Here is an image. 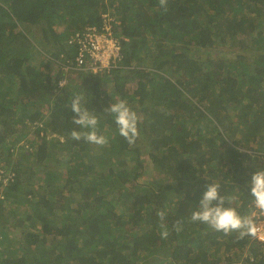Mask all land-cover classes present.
I'll use <instances>...</instances> for the list:
<instances>
[{
  "label": "trees",
  "instance_id": "16d2710c",
  "mask_svg": "<svg viewBox=\"0 0 264 264\" xmlns=\"http://www.w3.org/2000/svg\"><path fill=\"white\" fill-rule=\"evenodd\" d=\"M108 18L120 61L67 70L78 54L68 42ZM0 79V219L22 198L28 224L9 250L1 231L0 264H264L254 235L190 220L211 183L251 214L246 184L264 168V0H0ZM75 95L105 146L71 138ZM118 100L140 117L131 145L104 112ZM28 129L32 150L16 157ZM24 156L37 166L22 169ZM57 160L64 177L46 170ZM144 160L153 168L140 183Z\"/></svg>",
  "mask_w": 264,
  "mask_h": 264
},
{
  "label": "clouds",
  "instance_id": "9594fccd",
  "mask_svg": "<svg viewBox=\"0 0 264 264\" xmlns=\"http://www.w3.org/2000/svg\"><path fill=\"white\" fill-rule=\"evenodd\" d=\"M166 2L167 0H159L161 7H165ZM82 102L83 97L81 95H75L70 100L71 111L75 114L72 123L81 129L79 131H71V138L76 141L83 139L85 142L97 146H105L108 140L104 135L97 132V125L99 123L97 115L95 112L89 111L88 108L84 107ZM104 112L113 117L119 135L128 144H134L140 136L138 128L140 117L128 105L127 101L118 100V102L109 104L104 109ZM246 187L249 189L248 195L252 197L255 206L264 210V168L255 169ZM220 189L221 187L218 183L207 184V189L203 193L197 209L190 216L191 222L206 224L209 228L222 232L225 235L238 233L239 238L254 235L256 231L252 219L254 213L248 216L240 215L237 209L230 205V198L226 195H220ZM157 216L163 222L166 213L161 210L157 212ZM179 225L180 222L178 221L173 225V228L179 231ZM161 227L164 228V231L161 233L162 237L167 238L169 232L166 226L162 223Z\"/></svg>",
  "mask_w": 264,
  "mask_h": 264
},
{
  "label": "built area",
  "instance_id": "2783aa9c",
  "mask_svg": "<svg viewBox=\"0 0 264 264\" xmlns=\"http://www.w3.org/2000/svg\"><path fill=\"white\" fill-rule=\"evenodd\" d=\"M111 20L106 19L99 29H86L84 33L75 35L73 41L68 42L71 46L74 44L77 46L78 54L74 61L68 64L67 70L73 68L96 74L111 68L120 61V45L112 35ZM1 175L2 171H0V179ZM8 178L4 180L7 181ZM252 213H254L252 218L255 220L256 229L254 239L259 243H264V210L257 208L253 202Z\"/></svg>",
  "mask_w": 264,
  "mask_h": 264
},
{
  "label": "rangeland",
  "instance_id": "374dc122",
  "mask_svg": "<svg viewBox=\"0 0 264 264\" xmlns=\"http://www.w3.org/2000/svg\"><path fill=\"white\" fill-rule=\"evenodd\" d=\"M108 20H111V19L108 18ZM33 35H34V37L38 38V36H39L38 31L35 30L33 32ZM225 50L234 51L235 53H237L238 47L237 46L234 48L225 47ZM246 51H248V49L246 47H244L239 53L242 55H247L246 53H248L249 51L248 52H246ZM251 57H253L252 54H251ZM2 82L3 81L0 79V89L3 90L2 85H1ZM3 91H7V90H3ZM28 130L26 132L25 138H23L21 141H19L16 145V148H14V153H15L16 157H18V154H20V153H23V152L27 153V152H25L26 150H28V153H29V151L32 150L30 148V143H33L31 139L33 137L34 131H32L33 129H28ZM7 144L9 145L10 141H7ZM146 150H147V144L140 146V153L142 155V158H145V159H146V155H145ZM0 153H1V147H0ZM20 159L22 162L21 163L22 169H26L27 167H36L37 166V165L34 166L35 163L33 161V158L28 159L26 156H24V157H21ZM144 161H145V163H144L145 164V168H144L145 169V175L139 178V181H142L140 183H145L146 179L149 178V175H150L152 168H153L147 160H144ZM46 167H47L46 170H48L49 173H52V172L55 173V171H57V172L62 173L63 177L65 176V171H67V165L65 163L61 162L60 160L49 161L47 163ZM2 174H4L3 171H2ZM38 174L43 175L44 173L38 172ZM34 179H38V178H34ZM5 181L6 180H3V183H5ZM37 181L38 180H35V182H37ZM139 181H138V179L135 180L136 183H139ZM22 201H23L22 198H20V199H12L11 198L10 202H9L10 204H7V205L5 204L6 205L5 210H4L5 213H2L3 217H2V219H0V239L2 237L1 231L4 229L5 226H7V228L5 229V232H7V234L5 235V240L13 239V240L17 241L19 239V235L26 229V227H27L26 225H28V224L24 225L25 222H23V223L19 222L21 217H22V214L24 213V207H23L24 205L22 204ZM233 202L234 201H232L231 203H233ZM21 224H23V225L20 226ZM149 228L151 229V227H149ZM150 229L147 230L146 232L150 231ZM12 241L9 242V245L7 246V250L12 249V247H13ZM0 251H1V245H0ZM231 251L232 250H226L224 248V252L221 254L222 259L225 258L227 255H230Z\"/></svg>",
  "mask_w": 264,
  "mask_h": 264
}]
</instances>
